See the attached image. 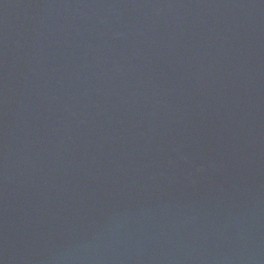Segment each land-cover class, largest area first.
I'll return each mask as SVG.
<instances>
[{"label": "water", "instance_id": "obj_1", "mask_svg": "<svg viewBox=\"0 0 264 264\" xmlns=\"http://www.w3.org/2000/svg\"><path fill=\"white\" fill-rule=\"evenodd\" d=\"M0 264H264V0H0Z\"/></svg>", "mask_w": 264, "mask_h": 264}]
</instances>
